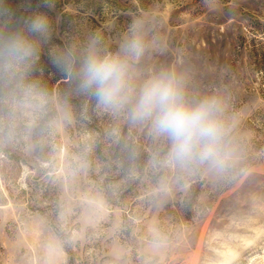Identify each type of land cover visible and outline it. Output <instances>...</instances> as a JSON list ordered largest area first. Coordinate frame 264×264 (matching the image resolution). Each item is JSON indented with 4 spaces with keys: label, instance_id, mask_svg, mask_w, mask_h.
<instances>
[{
    "label": "rangeland",
    "instance_id": "1",
    "mask_svg": "<svg viewBox=\"0 0 264 264\" xmlns=\"http://www.w3.org/2000/svg\"><path fill=\"white\" fill-rule=\"evenodd\" d=\"M48 3L0 0V37L37 49L0 69V264H264V0ZM37 14L44 37L27 29ZM89 55L127 61L128 104L81 88ZM161 76L219 102L225 170L176 163L132 118Z\"/></svg>",
    "mask_w": 264,
    "mask_h": 264
},
{
    "label": "clouds",
    "instance_id": "2",
    "mask_svg": "<svg viewBox=\"0 0 264 264\" xmlns=\"http://www.w3.org/2000/svg\"><path fill=\"white\" fill-rule=\"evenodd\" d=\"M44 6H51L48 0H44ZM26 23L30 33L39 37L47 35L49 21L45 15L37 14ZM36 51V43L21 33L0 37V69L25 63ZM124 52L139 55V41L132 40ZM127 68V61L119 55H89L81 62L77 75L81 88L91 92L100 106L120 108L130 102ZM219 112L215 98L189 103L171 77L161 76L143 85L135 99L132 118L150 120L153 133L170 140V158L176 163L207 164L223 171L229 167L230 158Z\"/></svg>",
    "mask_w": 264,
    "mask_h": 264
}]
</instances>
